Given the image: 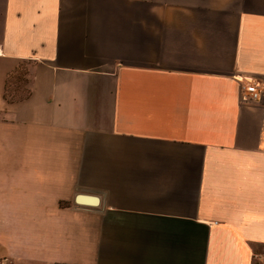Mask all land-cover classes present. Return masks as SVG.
<instances>
[{
  "label": "crops",
  "instance_id": "0c3cea01",
  "mask_svg": "<svg viewBox=\"0 0 264 264\" xmlns=\"http://www.w3.org/2000/svg\"><path fill=\"white\" fill-rule=\"evenodd\" d=\"M246 82L264 0H0V264H264Z\"/></svg>",
  "mask_w": 264,
  "mask_h": 264
},
{
  "label": "trees",
  "instance_id": "16d2710c",
  "mask_svg": "<svg viewBox=\"0 0 264 264\" xmlns=\"http://www.w3.org/2000/svg\"><path fill=\"white\" fill-rule=\"evenodd\" d=\"M27 69L24 64H19L10 74L7 75L4 90L3 99L7 103H14L25 99L28 96L27 85ZM12 81L13 88L10 94H7V83Z\"/></svg>",
  "mask_w": 264,
  "mask_h": 264
},
{
  "label": "built area",
  "instance_id": "2783aa9c",
  "mask_svg": "<svg viewBox=\"0 0 264 264\" xmlns=\"http://www.w3.org/2000/svg\"><path fill=\"white\" fill-rule=\"evenodd\" d=\"M264 100V87L255 82H246L241 86L240 101L243 104H253ZM264 262V256H253Z\"/></svg>",
  "mask_w": 264,
  "mask_h": 264
},
{
  "label": "rangeland",
  "instance_id": "374dc122",
  "mask_svg": "<svg viewBox=\"0 0 264 264\" xmlns=\"http://www.w3.org/2000/svg\"><path fill=\"white\" fill-rule=\"evenodd\" d=\"M12 88H13V85H12V81L10 80V81L7 83V94H10Z\"/></svg>",
  "mask_w": 264,
  "mask_h": 264
}]
</instances>
